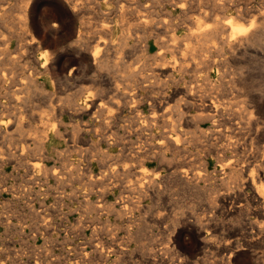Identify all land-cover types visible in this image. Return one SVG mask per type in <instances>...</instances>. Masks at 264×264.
Wrapping results in <instances>:
<instances>
[{"label": "rangeland", "instance_id": "obj_1", "mask_svg": "<svg viewBox=\"0 0 264 264\" xmlns=\"http://www.w3.org/2000/svg\"><path fill=\"white\" fill-rule=\"evenodd\" d=\"M0 1V47L6 39L16 49L22 34L29 36V29L20 22L23 18L44 13L56 16L46 0ZM64 1L86 16L153 18L173 45L165 44L164 58L154 61L157 47L152 34H141L138 40L120 38L119 32L114 45L101 51V65L94 71L87 68L85 82L67 77V85L58 88L54 83L43 84V75L38 83L28 82L23 87L19 96L24 98L19 103L13 101V83L0 81V264H195V258L188 259L194 254L193 244L188 235L179 233L184 226L196 223L208 208H226L222 202L225 196L235 194L246 204L243 200L247 193L261 188L259 183L246 186L244 179L250 169L240 175L223 174L218 160L221 154L233 158L252 155L251 165L257 171L261 169L263 154L257 145L263 141L255 125L259 114L254 100H264V0H127L121 9L119 0ZM229 18L243 27H255L252 42L238 47L195 40L200 29L205 32L223 21L227 23ZM74 39L68 38L65 44H73ZM95 44L91 42L89 51ZM52 47L44 43L38 53ZM32 53L15 64L19 77L23 70L38 66L37 51ZM74 70L79 76L83 66ZM191 87L206 102L214 99L230 110L246 105L245 113L251 111L254 123H243L240 128L227 123L232 127L219 133L214 119L199 117L205 113L194 107L189 96ZM84 88H91L98 98L110 103L112 110L107 114L116 112L112 121L107 118L106 124L104 114L96 117L84 107L78 99ZM124 90L137 98L133 102L125 99ZM230 110L224 117H231ZM5 112H10L13 119L22 112L23 122L3 126ZM47 113L52 120L43 128L38 114ZM170 120L181 132L183 150L158 147L164 131L171 127ZM52 122L54 133L50 132ZM44 129L50 133L48 139L35 142L33 137ZM228 142L231 144L220 152V146ZM125 166L130 167L128 174ZM138 171L148 177L144 180ZM238 214H218L214 219L217 234H226L235 225L241 228L245 216ZM205 229L202 226L200 238L207 244H201L204 246L200 245L199 252L207 257L200 253L199 262L212 264L221 259V254L208 245L215 238L211 234L206 237ZM243 257L240 261L246 264Z\"/></svg>", "mask_w": 264, "mask_h": 264}, {"label": "bare ground", "instance_id": "obj_2", "mask_svg": "<svg viewBox=\"0 0 264 264\" xmlns=\"http://www.w3.org/2000/svg\"><path fill=\"white\" fill-rule=\"evenodd\" d=\"M46 1L49 2L48 4H49L50 7H52L53 9L56 10V16H53V18H52L49 15L44 13V14H41L40 16L36 17L34 15H29L28 14L29 16L26 17V18H23L20 22H21V24H23L25 26V28L29 29V36H27L28 34L26 35V34H24L22 32L23 34H22L21 38L19 39V43L17 44L18 47L16 49L15 48L13 49L12 48L13 45L12 44L11 45L8 44L6 39L2 41V45L3 46L0 47V67H1L0 68V81H1L2 84L4 83L5 85L10 84L11 82L13 83L12 86H14V88L12 89V87L11 86L10 87L12 89V97L14 99L13 101H15L16 103H19V101L23 100V99H21L22 96H19V94L22 93L23 87L26 86V84L28 82H30L32 84L33 83H38L39 82V78L41 76H43V75H44L43 76L44 79L41 81L43 84L45 82H49V84L52 86V84L54 83V84H56L58 86V88L61 87V85H63V84L67 85V81H68L67 77H69L70 79L73 78V81L77 80V77H79L81 81L85 82L87 80V78L89 77L88 76L89 69H93L92 71H94V69L98 68L97 66L101 62V60H100V58L102 56V52L101 51H103L108 46H113L114 45V42H115V40L117 38V37H115V35L118 36L119 32L121 34L120 38L125 37V39H126V38L136 37V39H138V40H139L141 34H145V33L152 34V37H153V40H154V45L157 47L156 54H154V57L152 56L154 58V61L155 60L156 61L162 60L164 58V49H165V48L163 49V47L165 46V44L168 45V44L173 43V42L170 41L171 39L169 37H166V36H164L165 34L164 35L162 34L160 26L156 25L157 24L156 21L153 18L151 19V18H149L148 16H145V15H136V16H130L129 15V16H126L124 14H119V15H116L115 17L114 16L113 17L112 16L111 17H109V16H105V17L104 16L103 17L86 16V15L80 14L79 10L77 12L76 11L77 9L75 10L74 7H69L68 4L64 0H46ZM125 2H127V0H119L118 1V7L120 9L123 8ZM4 3H5V1H4ZM31 7H32V5H31ZM27 10H29L28 7H27ZM48 10H50V9H48ZM33 12H34V10H33ZM46 12H47V10H46ZM86 12L87 11H85V13ZM38 13H40V12H38ZM82 13H83V11H82ZM263 22H264V20H263ZM252 23H254V22H252ZM254 28L255 27H243V26H241L239 24L234 23L233 20H231L229 18L227 23H224V21H223V23L218 24V26H216L215 28H211L210 30H207L205 32L203 30L201 32V29H200V33H197V34L195 33V37L197 38L195 40L197 42H204V43H209V42L214 41V43L218 42L220 44L222 43L223 45L229 44V46L233 45V46H238L239 47V45H241L242 43L252 42V39L254 38L253 36H254V33H255V32H252V30ZM198 31H196V32H198ZM193 36L194 35H192V37ZM71 37H75L73 44H71V42L69 44H65V43H67L65 41L68 38H71ZM175 40H176V38H175ZM92 41H95L96 44H95V46L93 45L94 49L92 51H89V48H91V42ZM120 42H121V40H120ZM140 42L142 43V41H140ZM44 43L45 44H47V43L52 44L53 47L48 49L47 51H45L46 53H43V52L38 53V50H39L40 46L42 44H44ZM143 43H144V41H143ZM171 45H173V44H171ZM144 47H145V45H144ZM24 50H25V52L23 53ZM33 51H37L36 61L38 62V66H35V65L32 66L31 65L32 67H30V68L28 67L29 68L28 71H24L23 70L22 71V75L19 77V75H18L19 73L17 74L15 72V69H17V68H15V64L19 63L21 61V59H24V56H26V54H31ZM32 55H34V53H32ZM33 59H35V58H33ZM69 65H71V67L69 69L68 76H66L65 72H66L67 68L69 67ZM79 65L83 66V70L79 74V76H77L74 73L75 72L74 69H77L79 67ZM171 66H172V64H171ZM87 68H89V69H87ZM50 70H51V73L49 74ZM158 76H160V75H158ZM96 84H94V85H96ZM37 85H39V84H37ZM76 86H78V85L76 84ZM192 88H194V87H191V91H190L189 96H190V99H191L194 107H196L199 110L200 113L201 112L205 113L204 115H199V117H201V118L205 117V118H208V119H214L213 120V124L218 127V132L219 133H221L223 131L224 132L225 131L228 132L227 128L228 127L231 128L232 126L227 125V123H229V124L232 123L231 125L237 126L236 128H240L243 123H246L247 125H251L252 123H254L253 119L251 118L252 115L251 116L249 115V113L251 111L249 110L250 112L248 111L249 112L248 114L245 113V111L247 110V106L246 105H242V106H239L238 108H236L234 110H230V108L227 109L228 107H226L225 104L217 102L214 99H209V100H207L208 102H206L205 98L202 95H199L198 94L199 92L198 93L194 92V90H192ZM128 89H129V87H128ZM63 90H64V88H63ZM47 93H48V98H50V96L53 94L52 90L50 92H47ZM96 93L91 88H84L82 91H80V95H79L78 99L81 100V103L84 105V107L86 109H89V110L93 111L94 116L101 117L100 115L104 114L105 117H104L103 120H105L107 118H111V121H112V117H114V114L116 112L114 114H111V115L107 114V113H109L112 110V106L110 105V103L104 101L101 98H98V95L96 96ZM128 93H126V91H125L122 94H123L125 99L132 100V102H133V100H134V98L136 96H134V94H131V93L128 94ZM22 98H24V97H22ZM45 98H47V97H45ZM48 100H50V99H48ZM154 102L156 103V106H159V107L161 106V102H159V101L157 102L156 100H154ZM254 102H255L256 107L258 109V113L257 114H259L258 120L255 121V125H257V128H256L257 129V134L260 137V140L263 141L262 143L257 145V150H259L263 154L262 163L260 164L261 165V169H258L259 171H257V168L254 167V164L251 165L252 164V160H251V158H252L251 156L252 155H247V156H243L242 155V157H240V158H233L231 156H228L227 154H221L219 156V160L218 159L217 160L221 162L220 163L221 164L220 170L222 171L223 174H228V173L231 174L232 173V174L240 175L246 169H250V173L249 174L247 173L248 176L244 179V182H245L246 186L252 187L254 184L259 183L261 185V188L259 190H254L252 193H249V194L247 193V195L244 192V194L246 195V198L243 201H246V204L242 203L240 198H238L235 194L229 195V196H225V197H223L222 202H223V205H226V208H224L223 210H219V209L214 208V207H213L214 209L208 208V209H210L208 211V213L206 212L205 214H203L201 216H198L196 218V223H190L189 222V224L184 226V228L179 233L180 234L184 233V235L185 234L188 235L191 244H193L192 248L194 249L193 250L194 254L192 253L193 255H191L190 258L188 257V259L195 258L194 259V263L195 264H200V262H199V260H200L199 258L200 257L198 256L201 253V252H199L200 245L201 244H205V245L207 244V242H204L203 239H201L202 237L200 238V235L202 233V226H205V228H206L203 231L204 233H206V237H207V234H211V236H213L215 238L214 240L213 239H211L210 241L207 240L209 242L208 245L209 246L212 245L213 248L215 246L217 248V250L219 251V254H221V259L219 261L213 262L212 264H243L242 263L243 261L242 262L240 261V258L242 256H244L247 259V262L244 260L246 262V264H264V100H261V99L259 101L254 100ZM51 103H53V102H51ZM119 103L116 104L117 105V109L120 108L119 107L120 106ZM51 105H50V107H51ZM153 106H155V104ZM57 109H54V110H57ZM227 110L231 111V113H230V114H232L231 117H224L225 114H226L225 112ZM51 111H53V110H51ZM254 112L255 111L253 110V113ZM9 113L10 112H8V113L5 112L4 113V116H3V119H2V121H3L2 125L3 126H8L9 124H11V122L17 123V124H20L21 122H23L22 121V119H23V117H22L23 113L22 112H19V116L16 117V118L14 117V119L12 117V114L10 115ZM38 115H40V122H41V125H42L43 128L45 127L46 124H48L47 121L52 120V118L51 119L48 118L49 113H47L46 115H42V114H38ZM59 115H60V112H59ZM71 115H73V114H71ZM117 115H119V114H117ZM246 115H248V116H246ZM13 116H15V115H13ZM29 116H31V115H29ZM218 117H220V119H218ZM55 118H56V116H55ZM151 119L154 120V121L156 120L153 117V115H152ZM103 122L107 124L108 121L105 120ZM167 122L170 123L171 127L167 131H164L165 134L162 136V139H160L161 141H159L158 147H159V149L160 148L161 149L164 148L165 151H168L170 149H179V150H181L182 147H181L180 142H179L180 139H181V132H180V130H177L175 128L174 122H172L171 120L167 121ZM54 125H53V122H52V124L50 125V132H53V133L56 132V128L54 127ZM45 128H47V126ZM100 130H99V132H100ZM49 136H50V133H48V131L44 129V132L42 134L38 135V136L33 137V140L35 142L39 143L41 140L48 139ZM253 137H255V136H253ZM240 139H243V138H240ZM236 140H238V139H236ZM85 142H87V141H85ZM254 142L256 143L257 141H254ZM41 143L43 144L44 142L42 141ZM244 143H245V141H244ZM229 144H231V143L230 142L225 143V144L223 143L220 146V152H222V150L227 148L229 146ZM127 145H128V143H127ZM24 148L25 147H23V145H22L21 149L23 150ZM126 149H128V148H126ZM238 149H240V148L238 147ZM246 150H247V148H246ZM246 150H245V152H246ZM236 151H237V149H236ZM24 152H25V150H24ZM260 152H258V153H260ZM217 153H219V152H217ZM176 154L177 153H175V155ZM255 154H256V152H255ZM236 155H237V152H236ZM257 158H259V157H257ZM128 160H127V162H128ZM254 160H256V159H254ZM257 161H259V160H257ZM129 162H131V161H129ZM35 163L36 162H34V164ZM37 165H38V163H37ZM133 165H134V161H133ZM122 167H123V165H122ZM123 170L127 171V174H128V172L130 171V167L125 166L123 168ZM139 170H141V169H139ZM254 171H255V173H254ZM138 172H140L143 175L144 180H145V177H148V175L146 173L144 174L141 171H138ZM135 174H136V172H135ZM185 175L187 176L188 173H185ZM152 179H156V177H152ZM238 180H240V179L236 178L237 183H239ZM134 181H136V180H134ZM147 182H149V181H147ZM96 183H97V181H96ZM234 184H235V182H234ZM236 203H238V204H236ZM234 212H237V213L242 214V215L245 216V218H243L241 223H240L242 225L241 228H239V227L236 228L235 227L236 225H235L231 229H229L227 227L229 230H228V232L226 231L227 232L226 234H222V235L217 234V231H218L217 222L214 221V219L217 218L216 216H218V214H219L221 216L223 215L224 217H226V216H229L231 213H234ZM195 217H196V215H195ZM220 220H222V219H220ZM227 221H229V220H227ZM223 222H224V220H223ZM219 224H220V221H219ZM227 224H229V223L227 222L226 225ZM237 224H238V222H237ZM221 225H223V224H221ZM226 225H225V228H226ZM180 242L183 244L185 241L183 242V240L180 239ZM111 250H112V248H111ZM207 252H209V251L207 250ZM207 252H205V253H207ZM203 257H204V255H203ZM205 257H207V256H205ZM244 257H243V259H244ZM162 261H164V260H162ZM183 261L185 262V260H183ZM191 261H193V260H190V262ZM180 262H182V261H180ZM208 262L210 263L211 260L208 261ZM185 263H183V264H185Z\"/></svg>", "mask_w": 264, "mask_h": 264}]
</instances>
